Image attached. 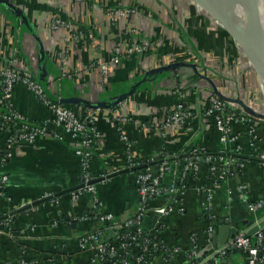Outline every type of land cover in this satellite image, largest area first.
Here are the masks:
<instances>
[{"label":"crops","instance_id":"1","mask_svg":"<svg viewBox=\"0 0 264 264\" xmlns=\"http://www.w3.org/2000/svg\"><path fill=\"white\" fill-rule=\"evenodd\" d=\"M2 1L5 3H0V63L14 54L22 68L40 80L47 96L82 117L89 113L92 104L124 96L117 105L101 108V115L95 118L101 138L93 145L92 163L95 180L99 179L93 183L98 187L102 210L112 213L118 225L123 227L138 213L141 198L136 181L131 180L137 170L109 177L110 173L127 168L126 154L142 161L154 158L149 166L156 172L162 161L159 156L164 154L171 163L163 178L165 190L151 201V205L163 204L170 196L168 187L174 182L180 190L178 200L183 211L176 210L167 217L149 213L143 218L141 227L145 232L157 233L165 248L187 250L191 246V235L196 234L200 255L208 254L214 248L202 251L214 239L207 241L210 215L215 223V235L228 228L224 221H230L231 227L238 225V229L249 231L256 225L253 215H260L258 224L264 227V162L234 157L232 165H239L243 172L217 184L208 164H202L198 171L184 173V156H178L191 147L203 148L217 159L229 157L228 153L258 156L264 151L262 116L255 117L257 139L251 145L245 124L233 121L231 129L238 138L226 143L214 118L205 114L208 87L214 85L225 96L240 97L264 115V84L252 63L246 57L241 66L231 67V63L238 60L237 45L231 35L227 37L208 17L195 13L177 23L176 29L163 18L158 21L152 9L153 23L144 15L133 17L130 24L126 21L118 25L110 23L105 18L106 8L121 6L123 0ZM56 14L71 17L86 34L94 31L95 38L80 43L68 42L65 28L50 29V20ZM133 27L154 33L163 42L153 46L145 57L137 55L126 59L121 67L111 72L109 82L104 83L99 68L89 66L109 58L114 45L125 42ZM177 32L184 41L177 40ZM163 36L170 39L164 40ZM67 47L70 48L69 61L61 66L58 53ZM203 60L208 63L207 67L201 64ZM173 63H177L173 68L161 67ZM237 69H244L246 73L240 81L246 83L245 87L236 84L239 80ZM172 71L187 83L186 102L195 112L189 127H172L165 139L157 129L142 128L141 122L161 121L178 101L179 97L171 90L175 83L168 79ZM73 97L85 101L62 102ZM228 102L236 108L242 106ZM11 105L27 124L44 125L48 134L33 144L18 143L10 157L0 160V174L8 176L0 195V216L16 211L10 215L9 229L0 232V264H21L23 261L26 264H110L96 261L95 252L80 245L83 235L97 226L104 227L90 216L93 194L83 191L74 199L73 192L80 188L66 191L82 184L79 138L57 125L52 110L23 83L14 86ZM3 110L0 87V113ZM117 115L127 119L124 121ZM113 118L115 126L110 123ZM124 135L128 136L129 147ZM8 137L9 129L1 128L0 123L1 153ZM241 185L245 186L242 190L239 189ZM48 196L51 198L44 199ZM258 201L263 207L253 213L249 203ZM30 203L34 204L20 210ZM118 232L105 227L103 239L116 242ZM171 260L173 264H187L183 253ZM245 263L241 252H232L219 264Z\"/></svg>","mask_w":264,"mask_h":264},{"label":"built area","instance_id":"2","mask_svg":"<svg viewBox=\"0 0 264 264\" xmlns=\"http://www.w3.org/2000/svg\"><path fill=\"white\" fill-rule=\"evenodd\" d=\"M138 13V8L135 6H109L106 8L105 18L112 24L118 25L121 21H126L130 24L133 17L137 16ZM50 21L51 30L57 31L61 28H65L68 31L67 41L70 43H80L84 39L92 40L95 38L94 31H90L86 34V31L75 25L71 17H64L56 14ZM162 42V39L155 37V35L133 27L125 42L119 41L114 45L109 58L100 59L89 67L97 66L102 74L103 82L108 83L111 72L121 67L126 59L137 55L145 57L154 45H158ZM69 50L70 48L67 47V49H62L58 53L61 66H65L69 61ZM201 64L206 67L208 65L205 60H203ZM196 65L198 66V63H196ZM54 79L55 77H53V80ZM168 79H172L173 84L175 83L172 85L171 90L179 97L178 101L166 112L161 121L149 119L141 122L142 128L157 129L165 139L172 127H189L195 112L186 102L187 83L178 79L177 74L173 71L168 76ZM18 83L25 84L34 92L39 100L52 110L54 122L57 125L62 126L67 133L79 138L80 147L78 153L81 157V178L83 187L73 192V197L74 199L78 198L83 191L93 194L94 199L91 212L93 216H91V218L97 220L101 225L108 224L107 228L109 229L119 231L122 226L118 225L112 213L102 210V202L97 195L98 187L93 183L97 178L93 172L92 165L93 145L101 138V131L95 125V118L101 115L102 109L100 107H92L89 113L82 117L66 105L53 100L45 94L40 80L28 69L22 68L19 59L15 57L14 54L13 57L6 59L4 63H0V87L4 100V110L0 113V123L1 128L9 129V137L6 144L7 153L3 156L0 151V160H6L10 157L18 143L24 142L33 144L39 137L48 134V130L44 125L27 124L23 116L12 108L11 98L13 89ZM215 90L216 87L214 85L208 87L209 95L206 100L205 114L214 118L223 141L226 143L236 141L238 137L232 132L230 124L233 121H238L239 123L245 124L247 127L251 145H254L257 139L255 117L262 113L253 106H250V109L242 108V106L241 108L233 107L226 98L216 94ZM117 117L120 116L117 115ZM126 119V117H123L122 120L125 121ZM110 123L113 126L116 125L114 118L111 119ZM123 139L127 141L129 147L128 136L124 135ZM178 156H184L182 159L184 173L198 171L202 164H208L210 171L213 173V180L217 184L225 183L228 180V176L231 174L230 167L235 159L231 153L227 155L229 157L221 156L217 159V157L207 154L203 148L199 147H191L187 153L184 151L178 154ZM258 156L264 159V151L258 154ZM126 161L127 168L146 165L145 168L137 170L135 174V181L141 198L138 213L133 219L127 220L123 226H136L137 230L134 234L122 236L121 240L118 238L116 242L103 239L104 229L102 226H97L89 233L83 235L80 238V245L82 248L93 250L95 252L94 259L96 261L110 264H171L170 261L175 255L183 253L187 264H219L223 259L227 258L230 253L241 252L246 262L248 261V264H264V227L262 226L259 227L253 236L248 235V229H239L226 243L219 245L203 256L200 255L201 247L196 234L191 235V246L187 250H182L180 247L165 248L160 239H155L158 236L157 233L143 231L141 223L143 218L149 213L167 217L176 210L179 212L183 211V206L179 204L178 200L180 190L174 182L168 187L170 192L169 198L161 205H151V201L165 190L163 178L170 170L171 163L167 157H164L158 164L157 171L154 172L149 166V164L154 161V158L144 162L142 160H136L130 154H126ZM177 161L181 160L177 159ZM217 170H219V174L215 176L216 173H218ZM103 176L105 177L106 175ZM7 181L8 176L0 174V195L3 194V187ZM244 187L245 186L241 185L239 189L242 190ZM262 207L263 203L260 201L249 203V208L253 213H256ZM253 216L255 224L257 225L260 215ZM9 218L10 216L5 218L7 220L0 222V232L9 229ZM206 235L207 241L212 242L215 235V223L211 215L209 216ZM152 240L157 247H161L162 252L157 255H151L149 257V262H147L141 252L148 250V244L152 242ZM132 245L140 250L139 255L134 256L130 252L129 247ZM22 263L26 264V261Z\"/></svg>","mask_w":264,"mask_h":264},{"label":"water","instance_id":"3","mask_svg":"<svg viewBox=\"0 0 264 264\" xmlns=\"http://www.w3.org/2000/svg\"><path fill=\"white\" fill-rule=\"evenodd\" d=\"M192 1L198 6L199 9L202 10L203 15L208 17L212 22H214L218 26L225 29L231 35V37L234 39L236 44L240 46L245 56L252 63L257 74L261 75L262 78L264 79V74L260 71L261 69H259L257 65L259 60L264 61V45H258L260 44L261 40H264L263 19H262L261 8L259 5V0H241L245 3V7L247 10V14L245 16L239 15L236 12V10L231 9V7L229 6L228 0H218L221 3L220 5L214 3L213 0H192ZM0 3L4 4L5 2L0 0ZM234 21L244 25L250 31L241 29L240 27H238V25L234 23ZM176 64L177 63H173L171 65L161 66V67L173 68L176 66ZM195 66L197 67V65ZM153 69L155 70L156 67H154ZM215 93L218 94L219 96L226 98L228 101L239 103L244 108L250 109V106H248L241 98L227 97L222 92H220L217 88L215 90ZM123 97L124 96H121L115 99L111 98L109 102L95 103L94 105L92 104V106L95 108L97 107L104 108L105 106L112 107V106L117 105L119 102H121ZM63 100L64 101L62 102H70V101L84 102L85 101L84 99L77 98V97L66 98ZM259 116H262V118H264V115L262 114ZM228 155H230V153H228ZM231 155L233 157H239L244 160L253 159V160L264 162V159L257 155H250V154H243V153H231ZM144 167H146V165L137 166L133 168L121 169L114 173H110L109 177L117 175V174H121L124 172L136 171ZM131 180H135L134 175L131 176ZM97 181H99V179L95 180L94 182H97ZM81 187H83V184H80L78 187L66 189V191H74ZM48 198H51V196L45 197L44 199H48ZM36 202H38V200L34 201V203ZM32 204L31 203L27 204L24 207H22L20 210L26 207H29ZM14 213H16V211L0 216V220L8 218L10 215ZM224 222L228 224V228L223 232L221 231L220 234L215 235L213 242L210 245L206 246L205 249L202 251V253H205L211 248H216L218 245L222 244L230 235H234L238 232L239 230L238 225L231 227V225H229L230 221H224ZM260 226L261 224L255 225V227H253L252 229L248 231V235L253 236ZM246 264H248V261L246 262Z\"/></svg>","mask_w":264,"mask_h":264},{"label":"rangeland","instance_id":"4","mask_svg":"<svg viewBox=\"0 0 264 264\" xmlns=\"http://www.w3.org/2000/svg\"><path fill=\"white\" fill-rule=\"evenodd\" d=\"M121 6H135V7H137L138 12H139L137 15H140V16L144 15V16L150 18L151 19V20L149 19L150 23H153L152 21H155L154 16H153V12H152V11H155L156 15H157V20L159 21V19L163 18L164 20H166L168 23H170L173 26L172 29H176L175 26H177V23L178 24L181 23L184 18L189 19L191 14H193V13H195V15L196 14L197 15L203 14L202 10L199 9L198 6L192 0H123V3ZM150 9H152V11ZM191 10H193V11H191ZM189 14H190V16H189ZM213 25H216L218 27V25L214 24V22H213ZM220 28L223 29L222 27H220ZM224 30L225 29H223L222 31H224ZM179 31L181 32V30H179ZM176 35H177V40L179 42L184 41V39L180 37L181 34L178 35V32H177ZM163 38H164V40L170 39L169 37H166V36H163ZM228 39H229L228 44H230L231 40H230V38H228ZM234 44L237 45L238 60L235 59L237 61L235 62V60H234L231 63L232 68H233L232 65H234V68L239 66V65L241 66L243 64V61L246 58V56L243 53L240 46H238V44H236V43H234ZM228 49L230 50L231 47ZM150 50H152V49H150ZM221 55H222V53H221ZM221 61H222V59H221ZM245 74L246 73H245L244 69H241V70L237 69V71H236V75L239 77V80L236 81V84H238L239 86L241 85V87L246 86V83H244V82L242 84L240 83V81L242 82L243 75H245ZM259 77H260V75H259ZM260 79L262 80L263 78L260 77ZM262 82L264 84L263 80H262ZM239 86H238L239 92H242V89Z\"/></svg>","mask_w":264,"mask_h":264},{"label":"trees","instance_id":"5","mask_svg":"<svg viewBox=\"0 0 264 264\" xmlns=\"http://www.w3.org/2000/svg\"><path fill=\"white\" fill-rule=\"evenodd\" d=\"M225 31V30H224ZM225 35L226 36H228L229 35V37H230V34L228 33V32H226L225 31ZM6 153H7V148H5L4 150H3V152H2V155L4 156V155H6ZM207 153V152H206ZM207 154H209V153H207ZM164 158V154H161L160 156H159V159L160 160H162ZM183 159V158H182ZM157 160H158V158H157ZM240 161H242L241 159H239ZM144 162H146L147 160H143ZM231 170H230V172H231V174L228 176V177H231V176H233L235 173H238V174H241L242 172H243V169L239 166V165H232L231 167ZM217 172L218 173H216V175L215 176H217L218 174H219V170H217ZM90 216H93L92 214L90 215ZM207 217V216H206ZM208 218V217H207ZM209 219V218H208ZM207 219V220H208ZM4 220H7V219H2V220H0V222H2V221H4ZM97 221V220H96ZM209 221V220H208ZM108 226V224L106 225H104V227H103V229L105 228V227H107ZM136 230H137V227L136 226H130V227H122L120 230H119V233H118V238H120V240L122 239V236H125V235H127V234H134L135 232H136ZM156 237V236H155ZM155 239H160V236H157ZM129 250H130V252L134 255V256H137V255H139V253H140V250L138 249V248H135L133 245L132 246H130L129 247ZM162 252V249H161V247H157L155 244H154V241L152 240V242H150L149 244H148V250L147 251H142L141 253H142V255H144V258H145V260L147 261V262H149V257L151 256V255H157V254H160ZM170 263L171 264H173L172 263V260L170 261Z\"/></svg>","mask_w":264,"mask_h":264},{"label":"bare ground","instance_id":"6","mask_svg":"<svg viewBox=\"0 0 264 264\" xmlns=\"http://www.w3.org/2000/svg\"><path fill=\"white\" fill-rule=\"evenodd\" d=\"M213 1H214V3H216L218 5L221 4L220 1H218V0H213ZM228 1H229V6L231 7V9L236 10V12L239 15L245 16L247 14L245 3L243 1H241V0H228ZM259 5H260V8H261L262 19H263V28H264V0H259ZM234 23L236 25H238V27H240L241 29L250 31L244 25H242V24H240L238 22H235V21H234ZM258 45H264V40H261L260 44H258ZM257 65H258L259 69H261L260 71L264 74V61L259 60ZM262 80L264 81V79H262Z\"/></svg>","mask_w":264,"mask_h":264}]
</instances>
